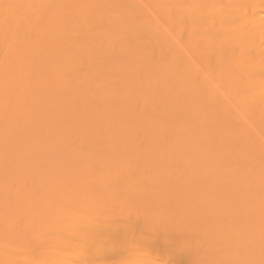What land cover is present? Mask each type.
I'll return each mask as SVG.
<instances>
[{
    "label": "bare ground",
    "instance_id": "6f19581e",
    "mask_svg": "<svg viewBox=\"0 0 264 264\" xmlns=\"http://www.w3.org/2000/svg\"><path fill=\"white\" fill-rule=\"evenodd\" d=\"M0 264H264V0H0Z\"/></svg>",
    "mask_w": 264,
    "mask_h": 264
}]
</instances>
